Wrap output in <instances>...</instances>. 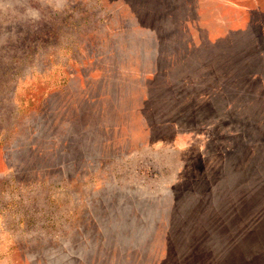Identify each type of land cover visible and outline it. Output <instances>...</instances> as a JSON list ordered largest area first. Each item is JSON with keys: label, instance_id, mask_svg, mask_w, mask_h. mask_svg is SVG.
I'll list each match as a JSON object with an SVG mask.
<instances>
[{"label": "rangeland", "instance_id": "obj_1", "mask_svg": "<svg viewBox=\"0 0 264 264\" xmlns=\"http://www.w3.org/2000/svg\"><path fill=\"white\" fill-rule=\"evenodd\" d=\"M3 13L0 264H264V0Z\"/></svg>", "mask_w": 264, "mask_h": 264}, {"label": "clouds", "instance_id": "obj_2", "mask_svg": "<svg viewBox=\"0 0 264 264\" xmlns=\"http://www.w3.org/2000/svg\"><path fill=\"white\" fill-rule=\"evenodd\" d=\"M4 2L5 0H0V19L3 18V8H4ZM18 2L21 3V6H23V2L24 0H18ZM25 16H31L32 18H38V12L35 10V9H32V8H26L25 9V13H24Z\"/></svg>", "mask_w": 264, "mask_h": 264}]
</instances>
